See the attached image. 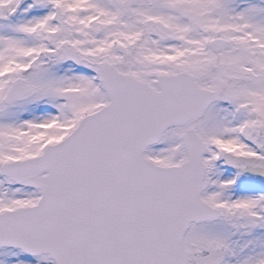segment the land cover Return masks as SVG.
<instances>
[{"label": "snow or ice", "instance_id": "obj_1", "mask_svg": "<svg viewBox=\"0 0 264 264\" xmlns=\"http://www.w3.org/2000/svg\"><path fill=\"white\" fill-rule=\"evenodd\" d=\"M0 264H264V0H0Z\"/></svg>", "mask_w": 264, "mask_h": 264}]
</instances>
